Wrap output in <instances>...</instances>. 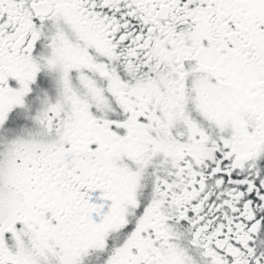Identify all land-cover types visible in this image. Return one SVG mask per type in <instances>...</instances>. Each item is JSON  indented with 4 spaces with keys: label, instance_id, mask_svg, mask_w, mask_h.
Wrapping results in <instances>:
<instances>
[{
    "label": "snow or ice",
    "instance_id": "obj_1",
    "mask_svg": "<svg viewBox=\"0 0 264 264\" xmlns=\"http://www.w3.org/2000/svg\"><path fill=\"white\" fill-rule=\"evenodd\" d=\"M0 264H264V0H0Z\"/></svg>",
    "mask_w": 264,
    "mask_h": 264
}]
</instances>
